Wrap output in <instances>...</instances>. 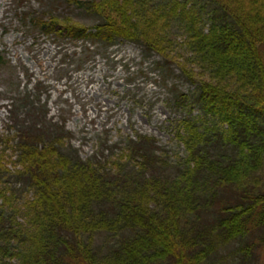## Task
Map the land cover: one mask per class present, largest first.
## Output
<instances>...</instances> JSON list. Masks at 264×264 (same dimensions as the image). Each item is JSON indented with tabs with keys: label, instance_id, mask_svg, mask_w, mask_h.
Masks as SVG:
<instances>
[{
	"label": "trees",
	"instance_id": "1",
	"mask_svg": "<svg viewBox=\"0 0 264 264\" xmlns=\"http://www.w3.org/2000/svg\"><path fill=\"white\" fill-rule=\"evenodd\" d=\"M44 1L43 8L61 1L92 18L87 25L16 6L30 34L75 46L89 43L76 53V65L127 41L160 58L152 69L140 64L137 75L148 77L154 70L166 82L173 64L170 32L181 31L206 76L191 98L176 94L177 106L196 105L202 117L189 114L178 122L184 154L174 160L158 153L146 135L125 138L117 156V145L105 139L99 152L83 160L66 146L64 126L45 120V104L34 97L46 88L43 82L17 90L9 99L21 169L13 176L34 198L24 203L23 226L6 212L11 197L0 189V264L2 255L17 264H217L229 257L235 264H259L264 0ZM10 239L16 242L12 247Z\"/></svg>",
	"mask_w": 264,
	"mask_h": 264
},
{
	"label": "rangeland",
	"instance_id": "2",
	"mask_svg": "<svg viewBox=\"0 0 264 264\" xmlns=\"http://www.w3.org/2000/svg\"><path fill=\"white\" fill-rule=\"evenodd\" d=\"M41 1L0 0V189L6 190V196L11 197V204L4 207L6 212L22 224L20 216L26 211L28 202L24 203L32 201L34 194L13 176L21 169L13 148L15 131L11 119L15 114L10 112L9 99L15 97L17 90L27 87L29 91L35 81L43 82L46 88L41 95L35 92L34 97H40L41 103L45 104V120L50 125L64 126L68 131L66 146L76 149L83 160L99 152L105 139L109 144L117 145V156L119 150L125 149V138L133 135L152 137L159 147L157 152L174 160L184 154L183 145L176 137L181 125L178 122L189 114L197 119L202 117L196 105L188 104L181 110L176 94L191 98L197 81L206 76L205 70L186 48L183 34L174 27L169 46V60L173 64L164 75L166 82H159L154 70V75L148 77L137 75L140 64L152 69L153 63L160 58L152 53L144 55L139 46L127 41H118L106 51L93 54L83 64L76 65V53L84 47L89 48V43L75 46L43 34H30L32 32H27L24 23L16 17V6L23 4L26 11L34 9L45 14L73 17L87 25L92 23V18L61 1L49 4L45 0L44 4H49L45 8ZM187 7H191L190 2ZM181 68L194 80H188ZM22 70H27L31 79L24 76ZM15 243L10 239L9 247ZM259 257V264H264V249ZM2 261L17 264L7 255H2ZM235 263L236 259L229 257L217 264Z\"/></svg>",
	"mask_w": 264,
	"mask_h": 264
}]
</instances>
